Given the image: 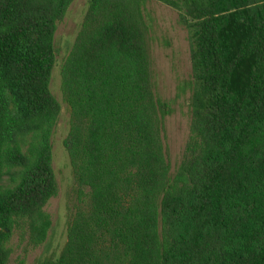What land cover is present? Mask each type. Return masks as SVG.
I'll use <instances>...</instances> for the list:
<instances>
[{
	"label": "trees",
	"instance_id": "1",
	"mask_svg": "<svg viewBox=\"0 0 264 264\" xmlns=\"http://www.w3.org/2000/svg\"><path fill=\"white\" fill-rule=\"evenodd\" d=\"M74 1L0 0V264L16 231L39 247L52 228L55 35ZM156 1L190 42L183 161L172 175L148 0H89L61 68L81 204L36 264H264V0Z\"/></svg>",
	"mask_w": 264,
	"mask_h": 264
},
{
	"label": "rangeland",
	"instance_id": "2",
	"mask_svg": "<svg viewBox=\"0 0 264 264\" xmlns=\"http://www.w3.org/2000/svg\"><path fill=\"white\" fill-rule=\"evenodd\" d=\"M89 0H75L65 19L59 24L55 35L57 65L54 69L51 90L62 105V113L53 139V167L56 173L59 194L53 198L45 211L51 216L52 228L47 241L33 247L21 231H16L9 246L13 253L11 264H36L47 256H57L68 241V226L81 202L78 185L64 141L70 129V112L62 93L61 68L80 33ZM145 14L149 31L147 45L151 59L152 82L156 95L167 102L172 113L165 117V144L169 149L171 174H176L184 158L190 132V93L179 92L180 84L192 79L190 42L179 14L171 7L148 0ZM9 185V177H4ZM23 262V263H21Z\"/></svg>",
	"mask_w": 264,
	"mask_h": 264
}]
</instances>
